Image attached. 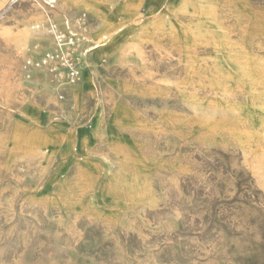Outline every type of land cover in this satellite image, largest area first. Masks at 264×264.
Instances as JSON below:
<instances>
[{
    "label": "rangeland",
    "instance_id": "1",
    "mask_svg": "<svg viewBox=\"0 0 264 264\" xmlns=\"http://www.w3.org/2000/svg\"><path fill=\"white\" fill-rule=\"evenodd\" d=\"M127 1L0 0V264H264V0Z\"/></svg>",
    "mask_w": 264,
    "mask_h": 264
},
{
    "label": "crops",
    "instance_id": "2",
    "mask_svg": "<svg viewBox=\"0 0 264 264\" xmlns=\"http://www.w3.org/2000/svg\"><path fill=\"white\" fill-rule=\"evenodd\" d=\"M164 1L166 0H128V3H125L121 11L124 13L125 16H131L134 14L139 13L140 11L138 10L139 7H143L144 10L148 9V5H152L153 10L157 9ZM148 4V5H147ZM102 18V15H100ZM103 19V18H102Z\"/></svg>",
    "mask_w": 264,
    "mask_h": 264
},
{
    "label": "built area",
    "instance_id": "3",
    "mask_svg": "<svg viewBox=\"0 0 264 264\" xmlns=\"http://www.w3.org/2000/svg\"><path fill=\"white\" fill-rule=\"evenodd\" d=\"M49 57V56H48ZM68 77L73 82L79 78V68L78 65L72 63L69 67Z\"/></svg>",
    "mask_w": 264,
    "mask_h": 264
}]
</instances>
